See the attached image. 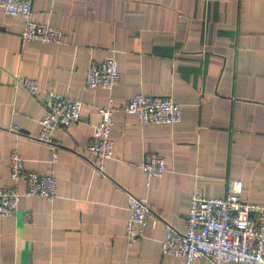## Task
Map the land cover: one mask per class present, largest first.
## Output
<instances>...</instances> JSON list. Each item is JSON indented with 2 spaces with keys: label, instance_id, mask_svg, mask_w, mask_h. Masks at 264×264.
I'll return each instance as SVG.
<instances>
[{
  "label": "crops",
  "instance_id": "0c3cea01",
  "mask_svg": "<svg viewBox=\"0 0 264 264\" xmlns=\"http://www.w3.org/2000/svg\"><path fill=\"white\" fill-rule=\"evenodd\" d=\"M32 3V18L61 28L64 42L24 39L25 20L0 9V187L26 189L10 176L18 150L28 171L57 177V196H24L16 214L0 215V264H184L162 241L167 224L186 229L193 191L224 196L240 179L243 198L264 204V0ZM107 58L118 60L119 83L90 89L91 63ZM22 77L41 92L31 95ZM52 92L84 103L80 119L53 134L56 160L37 139ZM137 93L171 97L182 120L141 126L123 110ZM111 98L115 157L104 177L87 145ZM148 153L168 159L165 174L147 178L138 163ZM128 193L147 197L159 218L133 244Z\"/></svg>",
  "mask_w": 264,
  "mask_h": 264
},
{
  "label": "built area",
  "instance_id": "2783aa9c",
  "mask_svg": "<svg viewBox=\"0 0 264 264\" xmlns=\"http://www.w3.org/2000/svg\"><path fill=\"white\" fill-rule=\"evenodd\" d=\"M32 8V0H0V9L5 14L25 20L22 31L24 39L63 43L64 31L33 19ZM120 79L119 63L115 58L93 61L86 74L90 89H110ZM17 82L34 96L42 90L35 78L22 77ZM83 104L80 99L56 92L50 93L45 102L37 139L52 148L55 160L58 158V145L53 134L78 121ZM116 109L112 98L107 105L98 109L101 118L87 145L88 152L94 157L95 168L103 175L106 161L115 157L112 129ZM123 110L135 115L141 126L174 125L182 120V105L169 96L137 93L123 104ZM15 128L12 127V130ZM138 166L148 179L162 176L169 169L168 159L158 153L146 154ZM10 176L14 182L24 181L26 189L21 193L15 186L0 187L1 216L16 214L24 196L48 200L57 196V177L54 174L28 171L25 157L18 150H13L10 155ZM243 190V181L232 179L227 182L224 196L207 197L198 190L193 191L186 229L180 231L166 225V237L162 241L163 254L179 256L184 264H194L198 258H206L212 264H264V204L243 198ZM128 208L125 235L128 243L133 244L145 235L151 217L153 228L157 226L159 218L154 214L147 197L128 193Z\"/></svg>",
  "mask_w": 264,
  "mask_h": 264
}]
</instances>
